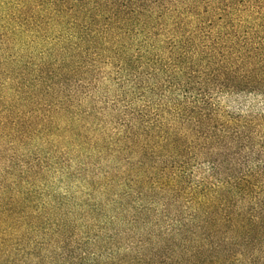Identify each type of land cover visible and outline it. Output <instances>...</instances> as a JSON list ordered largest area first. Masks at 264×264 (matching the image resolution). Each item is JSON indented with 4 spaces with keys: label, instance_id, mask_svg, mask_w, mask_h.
Segmentation results:
<instances>
[{
    "label": "trees",
    "instance_id": "trees-1",
    "mask_svg": "<svg viewBox=\"0 0 264 264\" xmlns=\"http://www.w3.org/2000/svg\"><path fill=\"white\" fill-rule=\"evenodd\" d=\"M226 96L264 102V0H0V264H264Z\"/></svg>",
    "mask_w": 264,
    "mask_h": 264
},
{
    "label": "rangeland",
    "instance_id": "rangeland-1",
    "mask_svg": "<svg viewBox=\"0 0 264 264\" xmlns=\"http://www.w3.org/2000/svg\"><path fill=\"white\" fill-rule=\"evenodd\" d=\"M220 104L226 111H229L231 109H236V107H238V105H241V104L244 105L245 109L249 108L251 105H254V104H258V106L256 107L258 110L264 109V102L262 104L260 100L258 99L254 100L252 98H248V99L243 98V97L229 98V96H226L220 100ZM56 187L58 189L57 190L58 193H63L65 190L64 185H56Z\"/></svg>",
    "mask_w": 264,
    "mask_h": 264
}]
</instances>
